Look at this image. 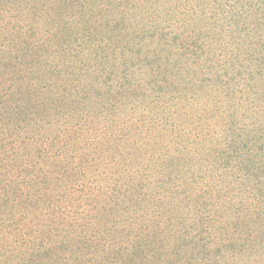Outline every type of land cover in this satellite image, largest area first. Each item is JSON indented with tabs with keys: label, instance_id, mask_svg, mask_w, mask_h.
I'll return each instance as SVG.
<instances>
[{
	"label": "rangeland",
	"instance_id": "1",
	"mask_svg": "<svg viewBox=\"0 0 264 264\" xmlns=\"http://www.w3.org/2000/svg\"><path fill=\"white\" fill-rule=\"evenodd\" d=\"M85 4L0 0V262L30 237L65 241L61 258L182 264L216 198L222 220L263 222L239 156L261 160L264 0Z\"/></svg>",
	"mask_w": 264,
	"mask_h": 264
},
{
	"label": "trees",
	"instance_id": "2",
	"mask_svg": "<svg viewBox=\"0 0 264 264\" xmlns=\"http://www.w3.org/2000/svg\"><path fill=\"white\" fill-rule=\"evenodd\" d=\"M21 1L36 3L37 1L40 2L41 0ZM58 1H61L62 4H64L63 7L66 10L67 6L70 7L69 5L75 6L72 7V9H76L78 6L84 7V5H86L85 3H87L88 0ZM103 1L106 2L107 0ZM30 113L36 115V112L31 111ZM246 134L247 135L245 137H248V135H250V133L248 132H246ZM260 137L263 138V144L258 147V149L261 150V160H258V157H256L257 155L255 156L253 154H249L250 152L246 149L247 143L244 142V137H242V139H236V137H233L228 142V145L229 147H231V150L232 148H234V151L237 156V154H239V152L237 153V151L240 148L239 146L236 147V140L239 144L241 142L245 143L243 144V149L241 148V151H243V153H241V155L239 156L242 157L243 161H245V166L243 169L247 170L248 167V169H250L253 163V159L255 160L254 167H257V181L259 183L258 191L261 196H264V137ZM52 140L54 141L56 140V138ZM32 148V150L30 149V152L33 155L35 153H40L41 151L39 149L40 147L33 146ZM219 158L226 161L225 166H229V163L232 159V155L222 152ZM7 169L8 168L2 170L9 172L10 170L8 171ZM7 172H2L0 170V178L6 175L5 173ZM8 188L9 187L3 189L4 194H10L8 192ZM11 194H13V192H11ZM221 199L222 198H216V200L214 199L213 207L208 210L207 214L198 216L200 213L198 212L197 224L199 225V233L197 235L195 234L194 236L196 239V241L193 240L192 248L194 247V249L193 251L191 250L190 254H188V250H186L185 252L186 255L181 253L182 261L180 263L185 264L190 260H198L200 264H234L235 260H242L243 262L241 263L245 264H251L252 262L254 264H260L259 260L261 259L262 255L264 260V220L262 222L263 218L259 220V218L255 216V213H253V216H250L251 212H248L249 216H247V223H245L244 220H241L239 222L240 216H238L237 218H235V220L232 221L222 220L220 217L222 216V208L219 207ZM3 220L5 219L1 217L0 213V222ZM245 225H248V227H244ZM201 227L204 229L203 232H201ZM44 241L45 239L42 238V240H38V242L35 243L32 238L29 237V239H26L21 243H24L26 247L29 246L30 252L18 251L15 255L11 253L10 258L8 259L9 263L3 261L0 262V264H12L11 262H14V260L18 261L15 262L17 264H68L69 262H72L73 264H88L90 262L89 260H83L82 258H80V256L61 258L58 252H60V250H66L65 247L67 246V244L65 241H54L49 246L46 245V247ZM142 244V242L139 243V246ZM117 247V250H119V252H113L114 254L116 253L113 260H115L117 263H119L120 261V264H130L133 261L134 253H130L129 251L123 253L119 249L120 246ZM25 253H27L26 257L24 256ZM77 253H79L78 249L76 251V254ZM185 256H189V258L186 260L184 258ZM101 262L105 263V261ZM90 264L101 263L90 262ZM106 264H109V262Z\"/></svg>",
	"mask_w": 264,
	"mask_h": 264
}]
</instances>
